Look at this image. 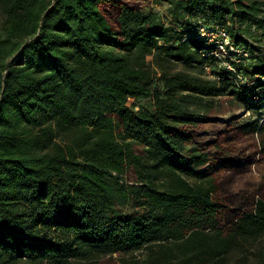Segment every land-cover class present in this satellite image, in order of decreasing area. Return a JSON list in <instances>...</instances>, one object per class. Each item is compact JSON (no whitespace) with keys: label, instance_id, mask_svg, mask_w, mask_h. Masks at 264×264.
Wrapping results in <instances>:
<instances>
[{"label":"trees","instance_id":"1","mask_svg":"<svg viewBox=\"0 0 264 264\" xmlns=\"http://www.w3.org/2000/svg\"><path fill=\"white\" fill-rule=\"evenodd\" d=\"M149 1L0 0V264H264V0Z\"/></svg>","mask_w":264,"mask_h":264},{"label":"built area","instance_id":"2","mask_svg":"<svg viewBox=\"0 0 264 264\" xmlns=\"http://www.w3.org/2000/svg\"><path fill=\"white\" fill-rule=\"evenodd\" d=\"M190 34L208 48L202 56L214 57L219 66L226 70L234 72V66L239 67L241 61L249 56L247 50L235 46L227 31L218 25L199 24ZM206 72L209 73L208 67ZM239 79L244 80L242 77Z\"/></svg>","mask_w":264,"mask_h":264},{"label":"rangeland","instance_id":"3","mask_svg":"<svg viewBox=\"0 0 264 264\" xmlns=\"http://www.w3.org/2000/svg\"><path fill=\"white\" fill-rule=\"evenodd\" d=\"M146 6L152 7L157 12H159L161 15L165 16L167 13L168 3L166 0H150ZM145 8H148L146 7ZM150 57L147 58L148 61H150ZM260 95V101L256 104H260L256 107L255 103H249L242 104L240 107H238L234 102H230L227 99H224L222 102L218 103L219 111L221 112V115L227 114L230 110H234L236 115L243 121L251 118L254 121H261L264 119V91L259 90L257 91ZM258 108V109H257ZM139 148L134 146V151L137 153V150ZM131 171L124 174V179L127 180L128 177H131ZM190 183H194L193 179L188 180Z\"/></svg>","mask_w":264,"mask_h":264}]
</instances>
